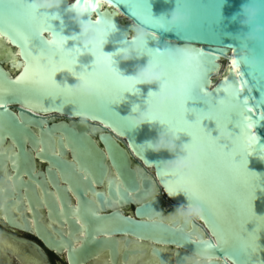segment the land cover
<instances>
[{"label":"water","instance_id":"1","mask_svg":"<svg viewBox=\"0 0 264 264\" xmlns=\"http://www.w3.org/2000/svg\"><path fill=\"white\" fill-rule=\"evenodd\" d=\"M31 2L0 0V180L6 160H10L15 170L14 180L22 184L20 188H26L22 175L26 173L33 180L35 169L34 155L27 147L32 150L40 147L36 157L62 168L69 175L73 191L92 190V184L102 186L106 180L107 194L113 201H141L135 209L136 217L141 220L119 213L96 218L97 215L90 216L89 209L85 210L83 217L90 216L94 223L88 234L93 245L89 253L97 255L106 248L114 261L183 264L184 258L195 252L197 241L203 240L215 246L217 264L232 261L264 264V118L261 117L264 80L259 74L254 78L240 65L241 52L235 46L234 37L243 29L232 19L246 0H190V21L180 30L163 29L162 23L157 21L170 16L175 0H79L80 9L87 12L89 19L109 20L114 25L115 30L100 51L113 55L114 67L124 77L134 75L136 69L146 66L150 59L147 52L129 61L115 55L127 37L137 30L151 35L147 47L157 53L179 46L196 50L201 57L199 65L165 62L171 84L175 85L185 76L199 75L203 90L208 94L206 98L192 96L184 105L183 115L189 123L198 116L200 127L191 131L207 149L197 178L209 204L203 205V216L189 223L177 221L171 215L178 207H186L189 201L183 192L169 196L170 181L175 177H165L157 166L174 159L173 154L150 150L144 153L140 147L148 141H156L167 131V126L145 123L132 128V107L137 105L141 111L145 110L149 91H157L158 86L137 85L138 91L126 92L125 86L110 76L99 97L72 95L69 87L78 84L81 73L92 70L94 57L91 55L95 54L71 51L80 47L71 39L65 41L68 51L59 54L64 63L52 73L54 87L26 82L25 65L43 67L51 63V57L58 55L48 45L49 40H56L58 35L70 37L80 31L69 16L77 7V0H64L50 27L40 26L17 7V3ZM121 17L126 21L122 22ZM252 47L256 56H264V44ZM72 59L74 64H70ZM157 59L162 60V57ZM221 59L226 62L222 73ZM219 73L221 76L217 79ZM225 82L239 89L240 95L248 99L252 112L241 109L238 115H233L209 110V105L218 103L221 98ZM181 115L176 103L169 105L159 119L180 126ZM55 133L57 140L53 139ZM178 133V146L191 142L187 131ZM249 135L256 139L252 147L246 149L244 141ZM232 136L240 141L234 147L226 142ZM215 145H219L221 151H217ZM56 147L59 155L51 153ZM67 150L72 153L78 170L84 171L83 175L74 170V164L72 170L71 163L62 158ZM108 163L115 176L108 174ZM164 202L169 204L167 209L170 205L173 208L167 214ZM62 204L66 206L67 201L63 200ZM97 234H124L138 239L141 245L128 238L97 240L94 237ZM148 242L153 244L150 248Z\"/></svg>","mask_w":264,"mask_h":264},{"label":"clouds","instance_id":"2","mask_svg":"<svg viewBox=\"0 0 264 264\" xmlns=\"http://www.w3.org/2000/svg\"><path fill=\"white\" fill-rule=\"evenodd\" d=\"M28 4L36 12L51 13V15L57 16L64 5V0H32ZM175 5L174 10L167 19L161 17L157 20L162 23L161 28L180 30L187 27L190 21V0H175ZM69 16L71 21L79 26L80 31L78 34L73 33L68 39L78 42L79 48L87 50L88 53H93L91 50L95 48L103 49L108 36L114 31H109L106 28L105 20H100V23H97L89 19L87 12L81 10L79 6L73 8ZM86 17L87 19H85ZM232 19L237 21L243 29L234 37L236 40L235 46L241 52L240 65L244 66L254 78L256 74H259L261 80H264V56H256L252 47L253 44H264V0H246V3L241 6L240 12L234 15ZM150 36L144 30L135 31L127 37L124 46L115 55H119L124 61L147 55L143 49H149L147 41ZM73 37L75 39H72ZM188 51L189 49L179 46L165 49L162 52L159 51L158 54L162 57V60L149 59L146 66L138 67L134 75L127 77L135 80L136 88L137 85L156 84L158 86L157 91H149L145 110L141 111L137 105L132 107V113L134 114L130 115L132 117V128L145 123H159L167 126L159 117L165 113L169 105L177 103L178 96L173 89H162L160 87L161 82L167 76L165 62L184 63ZM109 55L113 59V55ZM91 56L94 57L92 70L89 71L92 75L88 79L77 78L78 84L75 87H69L72 90L71 94L74 96L99 97L103 86L111 76L113 65L98 60L94 55ZM221 94L223 103H212L209 105V110H220L238 115L241 112V105L238 102L239 89L234 84L225 83L222 85ZM136 108H138V111L134 110ZM179 134L178 132L169 131L167 128V131L161 134L156 141H148L140 147L144 149V153L150 150L153 152L168 151L173 154L174 159L157 164L160 171L163 172L165 177L179 175L191 180L200 172L203 166L202 157L206 154L207 149L202 143H185L178 146ZM226 142L234 147L240 141L237 140V137L232 136ZM176 194L169 193V196L173 197ZM203 205L202 199L194 198L189 201L186 207H178L171 215L177 221L189 223L192 219L203 216ZM195 245V252L191 256L185 257L183 264H217L215 246L208 247L203 243ZM231 264H235V261H232Z\"/></svg>","mask_w":264,"mask_h":264},{"label":"flooded vegetation","instance_id":"3","mask_svg":"<svg viewBox=\"0 0 264 264\" xmlns=\"http://www.w3.org/2000/svg\"><path fill=\"white\" fill-rule=\"evenodd\" d=\"M35 133L39 134L38 131ZM57 136L55 133L53 139L57 140ZM39 148L27 147L34 155L35 169L32 171L33 180L26 173L22 175L26 188H20L21 183L14 180V166L6 160L0 180V264H139V260L114 261L106 248L97 255L89 253L93 245L88 234L94 224L90 216L97 215L98 218L119 213L141 220L135 215L141 201H113L108 197L106 180L102 186L92 184V190L83 194L73 191L71 180L67 178L69 175L62 168L36 157ZM52 152L60 153L57 147ZM62 158L71 166L74 164V170L83 175L84 171L78 170L70 151L67 150ZM108 174L116 175L109 163ZM63 200L67 201L66 206L62 204ZM166 205L169 204L164 202L163 209L167 214L173 208L170 205L167 209ZM66 209L70 210L66 212ZM87 209L91 211L88 212L89 218L83 217ZM94 237L97 240L128 238L141 245L138 239L124 234H97ZM146 244L149 248L153 245Z\"/></svg>","mask_w":264,"mask_h":264},{"label":"snow or ice","instance_id":"4","mask_svg":"<svg viewBox=\"0 0 264 264\" xmlns=\"http://www.w3.org/2000/svg\"><path fill=\"white\" fill-rule=\"evenodd\" d=\"M77 6H79V0H77ZM86 7H91V4H86ZM17 7L20 9L22 8L24 12L27 14V16L31 19L36 21L40 26L45 27L49 26L50 27V22L55 19L54 15H50L49 13H43V12H36L29 4H20L17 3ZM97 23H100V20L96 21ZM106 28L109 31H113L114 25L112 24L111 21L105 20L104 21ZM68 39V37L58 35L56 40H49L47 43L48 45L52 46L53 52L57 53V56L51 57L50 64L44 65L41 67L39 64L34 65L32 68H29L28 65H25L27 72L25 74V81L26 82H34L38 83L42 86L48 87V86H55L54 82L52 80V73L57 71V69L61 66L62 63H64L60 59V55L65 51H68L65 47V41ZM72 39H75L73 37ZM71 51L80 53V52H86L87 50H83L79 47H75L71 49ZM93 54L97 57L98 60H102L110 65H113L111 69V77L114 79L119 80L125 87V91H133L136 92L138 89L135 87V80L131 78L124 77L121 75L116 68L114 67V60L112 59V56L109 54H105V52H101L99 48H95L91 50ZM144 52H147L150 57V60H156L159 54L156 51H153L151 49L144 48ZM201 57L197 53L196 50H189L187 58L185 60V63L188 65H199ZM75 61L74 59L71 60L70 64H74ZM69 64V66H70ZM233 64H236V61H233ZM91 73L89 72H84L79 75V79H88L91 77ZM35 76L36 79H32V77ZM18 83L21 82L20 80L17 81ZM227 83V82H225ZM160 87L162 89L165 88H172L174 91H176L177 96H178V101L177 105L179 106L181 110V120L182 123L180 126H174L169 120L163 119L162 122L167 125V128L169 131L172 132H179L181 130L187 131L188 136L191 137V144L195 143H201L200 138L196 135H194L191 131L192 128H199L200 127V121L198 116H196V119L194 122L189 123L187 119L184 118L183 113L186 112V109L184 108V105L186 101L191 98L192 96L195 95H200L202 97H207L208 94L204 92L203 87L201 85V78L199 75L197 76H185L182 79H180L175 85L171 84L169 81V78L166 76L165 79L161 82ZM238 102L241 105V109H246L247 112H252V108L248 107V99L244 98L243 96L238 97ZM223 103L221 98H218V103L221 104ZM261 117L264 118V112L261 113ZM247 127L250 129L252 127V122L249 120ZM256 137L254 135H249L247 136L246 140L244 141V144L247 148L252 147V142H254ZM215 148L217 151H221L219 145H215ZM237 161V160H235ZM175 179L170 181V188L169 192L170 193H178V192H183L186 194L188 197L189 201L193 200L194 198H199L202 199L203 203L209 204L208 198L201 188V186L198 183V175H195L191 180L185 179L183 176H173ZM197 243H203L208 247H212L210 244H208L207 241H197Z\"/></svg>","mask_w":264,"mask_h":264},{"label":"bare ground","instance_id":"5","mask_svg":"<svg viewBox=\"0 0 264 264\" xmlns=\"http://www.w3.org/2000/svg\"><path fill=\"white\" fill-rule=\"evenodd\" d=\"M121 21L122 22H125L126 21V19L125 18H123V17H121ZM223 62H224V59H221L220 60V64H221V66H222V70H221V73L224 71V69H225V65H223ZM16 69H13V71H15ZM221 75H220V73L216 76V78L217 79H219V77H220Z\"/></svg>","mask_w":264,"mask_h":264},{"label":"rangeland","instance_id":"6","mask_svg":"<svg viewBox=\"0 0 264 264\" xmlns=\"http://www.w3.org/2000/svg\"><path fill=\"white\" fill-rule=\"evenodd\" d=\"M225 64H226V62L224 61V62H223V65H225Z\"/></svg>","mask_w":264,"mask_h":264}]
</instances>
